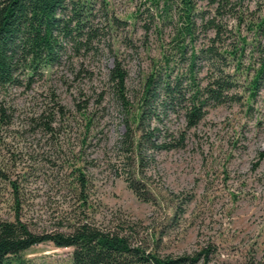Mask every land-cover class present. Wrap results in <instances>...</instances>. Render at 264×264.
<instances>
[{"label": "rangeland", "instance_id": "obj_1", "mask_svg": "<svg viewBox=\"0 0 264 264\" xmlns=\"http://www.w3.org/2000/svg\"><path fill=\"white\" fill-rule=\"evenodd\" d=\"M102 1L95 5L93 25L103 34L92 50L76 53L67 43L59 65L45 77L29 88L0 90L5 115L0 112V221L17 215L36 234L68 231L83 216L76 188L80 169L91 205L87 215L97 225L132 226L136 239L162 257L264 264V92L249 103L241 98L205 108L193 128L186 127L180 107L162 115L160 139L180 141L152 153L134 176L154 197L140 201L124 180L134 173L119 146L126 113L112 96L107 75L114 60L120 61L127 97L136 103L146 78L163 68L164 55H173L174 29L181 22L173 17L171 24L155 28L148 0ZM198 6L206 9L205 1ZM135 9L144 13L140 20L108 27L111 15L125 20ZM240 9L256 17L264 13V0H244ZM227 24L235 22L227 18ZM239 30L248 41L253 38L245 24ZM196 34V47L205 45L204 35ZM174 63V74L185 69L177 57L171 68ZM203 76L201 70V83ZM70 254L71 249L44 243L23 257L34 264H69Z\"/></svg>", "mask_w": 264, "mask_h": 264}, {"label": "trees", "instance_id": "obj_2", "mask_svg": "<svg viewBox=\"0 0 264 264\" xmlns=\"http://www.w3.org/2000/svg\"><path fill=\"white\" fill-rule=\"evenodd\" d=\"M200 1L148 0L150 8L146 10H152L149 18L155 28L171 24L173 17L181 25L174 29L173 55H164L163 68L152 71L146 78L142 96L136 103L127 97V74L121 62L115 59L108 71L110 92L126 113L119 146L134 173L124 180L145 203L152 202L154 197L134 176L144 169L145 161L152 159V153L173 149L180 141H167L169 135L160 139L157 126L162 115L176 113L180 107L186 127L193 128L204 117L205 108L241 98L249 103L264 92V13L255 17L252 12L248 16L240 9L244 0H204L206 9L198 6ZM96 3L97 0H0V90L29 88L35 80L45 77L59 65L67 43L76 53L92 50L93 43L103 34L93 25L98 13ZM101 10L105 12L106 6L102 5ZM143 14L135 9L125 20L111 15L108 27L113 30L126 27ZM227 18L234 20L235 25L229 27ZM241 24L252 33L250 41L241 35ZM197 32L207 42L200 47L195 44ZM176 57L185 64V69L174 74L177 64L171 68L170 62ZM197 64L202 66L197 68ZM201 70H204L202 83L198 80ZM238 92L244 95L237 97ZM0 112L5 117L4 110ZM263 158L261 153L260 160ZM86 187V178L79 169L76 188L83 216L73 221L68 231L36 234L17 215L13 221H0V264H34L23 253L44 243L71 249L69 264L198 263L199 255L160 256L155 248L136 239L132 226L97 225L87 215L91 205L85 195ZM180 208L177 206L176 212Z\"/></svg>", "mask_w": 264, "mask_h": 264}]
</instances>
